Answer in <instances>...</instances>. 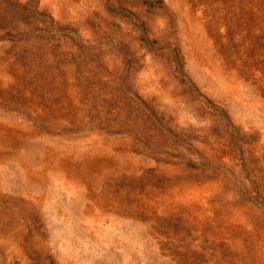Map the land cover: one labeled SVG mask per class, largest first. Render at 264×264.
<instances>
[{
	"label": "rangeland",
	"instance_id": "374dc122",
	"mask_svg": "<svg viewBox=\"0 0 264 264\" xmlns=\"http://www.w3.org/2000/svg\"><path fill=\"white\" fill-rule=\"evenodd\" d=\"M0 264H264V0H0Z\"/></svg>",
	"mask_w": 264,
	"mask_h": 264
}]
</instances>
